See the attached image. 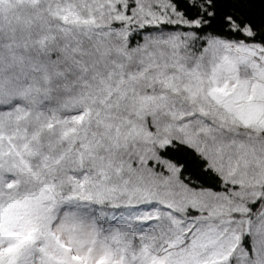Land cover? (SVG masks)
Returning a JSON list of instances; mask_svg holds the SVG:
<instances>
[{
  "label": "snow or ice",
  "instance_id": "snow-or-ice-1",
  "mask_svg": "<svg viewBox=\"0 0 264 264\" xmlns=\"http://www.w3.org/2000/svg\"><path fill=\"white\" fill-rule=\"evenodd\" d=\"M0 264H264V0H0Z\"/></svg>",
  "mask_w": 264,
  "mask_h": 264
}]
</instances>
